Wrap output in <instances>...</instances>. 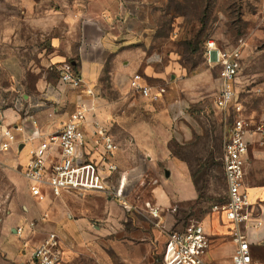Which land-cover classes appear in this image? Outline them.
Wrapping results in <instances>:
<instances>
[{"label": "rangeland", "instance_id": "obj_1", "mask_svg": "<svg viewBox=\"0 0 264 264\" xmlns=\"http://www.w3.org/2000/svg\"><path fill=\"white\" fill-rule=\"evenodd\" d=\"M263 1L184 0V5H174L173 9L185 16L184 21L176 30L177 34L165 24L158 42L165 50L161 55L163 65L153 61L156 73L152 78L147 77L151 85L165 86L166 95L158 103H151L133 93L130 85L118 88L112 81H101L93 90V101H80L91 110L89 121L104 123L119 140V157L127 162L125 168L129 173L128 185H131L128 191L134 197L130 204L134 207L127 213L128 221L137 227L143 225L147 234L141 254L136 251L137 247L132 248L134 258L123 261L113 256V264H162L167 235L183 230L190 223H202L210 234L205 264H232V259L223 255L230 247L231 225L221 213L227 194L221 158L234 114L215 106L220 88L219 71L208 65L204 46L208 40H213L230 49L243 39L245 49L236 83L237 102L243 105L246 119L264 123V21L261 22L262 15L258 17ZM74 2L0 0V112L6 125L23 130L17 134L19 144L31 141L28 137L32 135L24 132L29 126L38 125L43 135V123L39 124L38 117H32L35 113L27 103V97L35 94L34 81L16 85L10 66L19 59L26 67L29 60L36 58L35 51L48 48L50 38L63 29L61 14L71 9ZM257 31L261 36H256ZM139 74L146 76L143 71ZM258 89L261 92L257 93ZM80 94L81 90L66 91L70 97ZM52 113L57 116L62 111ZM57 122L51 123L53 133L64 123ZM13 154L15 158L19 155L16 151ZM26 161L27 148L20 154V162L25 164ZM182 164L185 165L183 172L191 180L192 174L198 179L197 198L192 202H180L173 196L182 188L176 181L174 166ZM22 173V165L14 167L0 158V222L15 211L23 212L29 204ZM118 173L115 179L120 177ZM245 183L250 199V190L264 189V141L258 138L246 158ZM161 188L169 201L167 206L159 205ZM92 199L85 198L79 205L91 201L88 205L92 206ZM104 205L107 207L106 202ZM261 208H264V198L257 199L258 214ZM156 210L158 217L153 215ZM45 219L46 215L42 221ZM35 223L33 232L37 229L38 222ZM24 233L18 235L22 237ZM260 248L261 245H256L254 249L260 252ZM32 252L34 248L28 253L24 251V255ZM0 258H3L1 252ZM259 258L264 262L263 255Z\"/></svg>", "mask_w": 264, "mask_h": 264}, {"label": "crops", "instance_id": "obj_2", "mask_svg": "<svg viewBox=\"0 0 264 264\" xmlns=\"http://www.w3.org/2000/svg\"><path fill=\"white\" fill-rule=\"evenodd\" d=\"M184 4V0H75L71 9L67 8L61 14L63 29L50 38V46L35 51L36 58L29 60L26 67L19 59L12 61L10 66L16 85L23 81H34L35 94L27 97V103L32 113H35L32 117H38L39 124L43 123L42 136L54 134L51 123L66 122L69 114L82 106L80 101H93V90L100 86L101 81H112L119 88L129 87L131 77L140 71L146 74L143 76L147 81V77L152 78L156 73L153 61L161 63V55L165 51L158 45L163 36L161 32L167 23L169 29L177 34L176 30L185 16L175 11L173 6ZM261 15L262 22L264 1L258 17ZM256 36H261L260 31H257ZM65 65H71L82 77L84 86L80 95L67 96L66 87L59 82L61 69ZM160 65L162 67L163 64ZM177 65L180 66L178 62ZM88 90L92 95H88ZM57 108L61 109L62 114L55 116L52 112L58 111ZM90 114L91 110L88 116ZM28 129L29 135L34 131L40 134L38 125L29 126ZM35 144L33 141L23 142L16 150L19 153L17 158L14 152L0 158L14 167L22 165L24 168ZM26 148L28 161L22 164L20 154ZM113 161L118 165L120 175L118 179L114 176L113 185L117 186L123 177L126 200L131 204L134 197L128 191L131 185H128L129 173L125 168L127 162L119 157V152ZM174 168L177 172L176 181L181 183L182 188L173 196L180 202L194 201L197 193L190 176L183 172L185 165H175ZM25 182L29 204L23 208V212L15 211L0 222V252L3 255L0 264H32L33 252L24 255V251L28 253L29 249L35 250L50 233H55L61 241L62 257L59 264H113V256L128 261L132 259L135 247L140 252L146 246L145 227H137L128 221L129 212L121 209L122 205L118 201L105 195L78 197L67 193L55 198L48 189H43L45 199L40 201L31 194L29 184ZM164 193V188L159 189L160 206L169 205ZM250 193L254 205L257 199L264 198V189L253 188ZM68 196L74 199L70 200ZM88 197L93 198L92 206L88 205L91 201L79 205ZM103 202H106L107 207L103 206ZM81 206L86 208L81 209ZM258 212L256 214L264 223V208ZM45 215L47 219L42 221ZM35 221L38 224L33 232L29 225ZM18 228L25 229L22 237L18 235ZM229 238L230 247L223 255L232 259L235 244L231 236ZM251 240L254 264H264L259 258L260 255L264 256V224L260 230L253 232ZM256 245H261L260 252L254 249Z\"/></svg>", "mask_w": 264, "mask_h": 264}, {"label": "built area", "instance_id": "obj_3", "mask_svg": "<svg viewBox=\"0 0 264 264\" xmlns=\"http://www.w3.org/2000/svg\"><path fill=\"white\" fill-rule=\"evenodd\" d=\"M244 49L243 39L230 49L213 40H208L204 46L205 60L219 71L220 88L215 96V106L234 114L221 158L227 189L221 213L231 225V238L235 244L232 264H254L251 235L264 224L256 214V205L252 203L245 183L246 158L257 138L264 141V123L246 119L243 105L237 102L236 83L243 65ZM61 83L66 89L77 91L84 86L82 77L71 65L61 69ZM130 89L151 103H158L167 93L165 86L151 85L141 74L131 77ZM87 92L92 95L90 90ZM88 113L86 105H82L69 114L58 132L42 136L34 131L31 141L36 144L28 164L22 168L23 177L31 194L40 201L45 199L43 189H48L55 198L65 193L78 197L105 195L130 212L132 207L126 200L123 177L117 186L113 185V178L119 172L113 158L121 145L104 123L90 122ZM20 129L6 125L0 112V157L19 148L17 134L23 132ZM153 215L158 217V210ZM35 227L33 222L29 229ZM17 232L21 236L25 229L18 228ZM209 245L210 234L206 227L202 223H190L183 230L167 235L162 264H205ZM61 257V241L55 233H50L34 250L32 264H59Z\"/></svg>", "mask_w": 264, "mask_h": 264}, {"label": "trees", "instance_id": "obj_4", "mask_svg": "<svg viewBox=\"0 0 264 264\" xmlns=\"http://www.w3.org/2000/svg\"><path fill=\"white\" fill-rule=\"evenodd\" d=\"M192 180H193L194 185L197 186L198 185V179H196L195 174H192Z\"/></svg>", "mask_w": 264, "mask_h": 264}, {"label": "water", "instance_id": "obj_5", "mask_svg": "<svg viewBox=\"0 0 264 264\" xmlns=\"http://www.w3.org/2000/svg\"><path fill=\"white\" fill-rule=\"evenodd\" d=\"M22 148H23V146L20 147V149H22Z\"/></svg>", "mask_w": 264, "mask_h": 264}]
</instances>
